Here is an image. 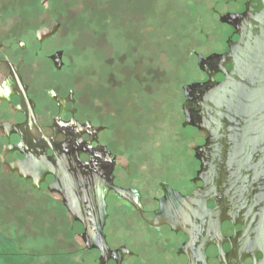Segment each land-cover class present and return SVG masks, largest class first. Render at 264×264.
<instances>
[{
	"label": "rangeland",
	"instance_id": "rangeland-1",
	"mask_svg": "<svg viewBox=\"0 0 264 264\" xmlns=\"http://www.w3.org/2000/svg\"><path fill=\"white\" fill-rule=\"evenodd\" d=\"M227 5L228 0H0V42L13 61L23 60L22 71L49 64L37 81L60 79L76 89L82 115L107 127L101 141L118 152L120 173L128 166L139 179L183 180L195 168L192 149L206 134L182 126V88L206 80L196 54L222 52L225 25L219 14L227 13ZM55 22L59 30L40 47L34 32ZM56 51H63L60 71L47 57ZM6 144L0 132V264H95L83 253L80 227L62 198L48 191V183L35 188L4 165L11 159ZM145 182L140 181L150 196ZM120 215L115 212V220Z\"/></svg>",
	"mask_w": 264,
	"mask_h": 264
},
{
	"label": "flooded vegetation",
	"instance_id": "flooded-vegetation-1",
	"mask_svg": "<svg viewBox=\"0 0 264 264\" xmlns=\"http://www.w3.org/2000/svg\"><path fill=\"white\" fill-rule=\"evenodd\" d=\"M246 2L247 0L242 8L223 14H243L246 11ZM263 8L260 1H254L251 4L253 14L261 12ZM215 12L217 13V11ZM223 14H219V19ZM56 23L34 32L35 40L40 47L56 34L60 24L57 23L59 28L51 36H41L39 32L54 27ZM224 25L231 28L227 49L224 52L212 54L229 53L231 46L237 43L240 38L239 32L234 27L228 24ZM255 32L258 31L255 30ZM0 44V112L8 115L2 116L0 125H24L27 121L26 115L33 112L35 120L28 125L27 130L36 139L54 138L57 144L66 140V135L61 133V130L65 131L66 125L71 122L81 125L88 123L94 129L103 128L95 135L92 146H105L115 156L114 185L132 192L128 199L121 198L113 190L106 197L108 216L104 234L111 249H124L123 255L117 257L118 260L120 259V264H261L264 261V182H261L256 174L241 173V179L228 181L226 173H222V181L225 186L227 185L225 194L228 196H222L220 208L215 201L209 199L204 205L178 204L167 206L166 210L161 209V200L166 195L165 186L179 192L185 198L191 197L196 190L204 187V182L198 180V173L201 170L199 148L204 146L209 138L206 131L194 128L205 133L206 138L203 143L193 147L192 159L195 168L188 178L183 179L184 181L176 179L156 181L148 178L145 180V177L139 179L136 174L130 172L128 166L123 168L125 173L122 174L119 172L121 165L118 152L110 147V143L101 141V134L106 132L107 127L95 126L93 119L82 115L81 100L78 98L76 89L68 88L65 82L60 79H51L47 83L37 81L35 79L37 74H47L45 70H42L44 69L42 66L49 64L41 62L37 68L28 65L27 70L22 71L23 60L13 61L4 52V44L2 42ZM20 46L25 48L24 43ZM47 57L56 71L63 69V51H56ZM7 60L15 66L21 78V85L13 77ZM219 63L220 61L215 66H207V70L212 73L215 82H222L225 78L221 72L214 73L221 69ZM223 68L230 72L233 70V65L225 63ZM203 73L206 80L199 83L207 82L210 78L207 72ZM26 75L30 76L32 82L26 79ZM23 88L29 102L23 100L21 96ZM187 106L190 109H197L195 103H189ZM0 132L7 141L5 151L11 157L10 160L4 161V165L10 170V163L22 161L25 156L18 151H9V146L19 144V136L7 137L2 128H0ZM82 138L89 141L91 137L84 134ZM47 153L49 156L53 154L51 150H48ZM81 159L87 161L88 156L81 155ZM222 159H224L223 161L229 160V158H220V161ZM232 169L234 170V168ZM11 173L17 174L21 178L17 172ZM24 181L30 182L33 186L31 180ZM53 181L54 178L48 176L39 189L46 183H48V188V185ZM140 181H148L145 183L146 187L150 189V196H145ZM196 209L207 211L208 214L196 218ZM217 209L223 212L221 216L212 214ZM115 212L121 214L117 220H115L116 215L114 217ZM158 213H161L162 216L165 215L167 219L157 220ZM229 213H235V215ZM76 223L80 227L78 236L83 244V253L93 256V262L100 264L102 253L98 249L87 250L81 237L84 227L81 223ZM117 259H110L108 264H118Z\"/></svg>",
	"mask_w": 264,
	"mask_h": 264
},
{
	"label": "water",
	"instance_id": "water-1",
	"mask_svg": "<svg viewBox=\"0 0 264 264\" xmlns=\"http://www.w3.org/2000/svg\"><path fill=\"white\" fill-rule=\"evenodd\" d=\"M245 1L228 0L227 12L242 8ZM254 1H260L264 7V0H247L243 14L220 15V22L234 27L240 36L229 53L208 57L196 54L199 69L207 72L210 78L207 82H192L183 86L185 121L182 126L209 134L206 144L199 148L201 158L197 154L201 160L198 180L204 182V187L185 198L165 186L166 195L161 200L163 210L178 204L204 205L209 199L220 208L222 196H228L225 194L227 185L222 181V173H226L228 181L241 179V173H251L264 182V8L253 14L251 4ZM58 28L59 24L56 23L54 27L44 29L39 34L51 36ZM230 36L231 28L225 25L222 52L227 49ZM219 61L221 69L214 73L221 72L225 78L222 82H215L207 66H215ZM7 63L13 77L21 85L15 66L9 60ZM225 63H231L233 70L226 71L223 68ZM22 90L23 100L29 102L25 89ZM189 103H195L197 109L188 108ZM26 117L24 125H0L7 137H20L19 144L9 146V151H18L25 156L24 160L9 164L11 172H17L24 180H31L35 188H39L48 176H52L54 181L48 185V190L58 194L74 221L83 225L84 233L81 237L87 250H100V264H108L110 259L122 256L124 249H111L104 234L108 216L106 197L113 190L121 198L128 199L132 192L114 185L115 156L105 146H92L95 135L103 128L94 129L88 123L81 125L71 122L66 125L65 131L61 130L66 140L57 144L54 138L36 139L27 130L28 125L35 120L33 112ZM84 134L90 135L89 141L83 140ZM48 150L53 152L51 156ZM81 155H87L88 160L82 161ZM220 158L229 160L220 161ZM222 213L220 209L212 212L217 216ZM207 214V211H195L196 218ZM163 218L167 219L165 215L157 214V220ZM117 261L120 264V259Z\"/></svg>",
	"mask_w": 264,
	"mask_h": 264
}]
</instances>
